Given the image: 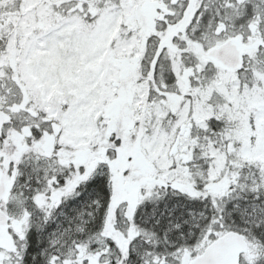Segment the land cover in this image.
<instances>
[{
	"label": "snow or ice",
	"instance_id": "obj_1",
	"mask_svg": "<svg viewBox=\"0 0 264 264\" xmlns=\"http://www.w3.org/2000/svg\"><path fill=\"white\" fill-rule=\"evenodd\" d=\"M0 264H264V0H0Z\"/></svg>",
	"mask_w": 264,
	"mask_h": 264
}]
</instances>
